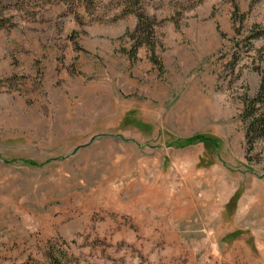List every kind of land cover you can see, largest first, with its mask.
I'll return each mask as SVG.
<instances>
[{"label": "rangeland", "instance_id": "rangeland-1", "mask_svg": "<svg viewBox=\"0 0 264 264\" xmlns=\"http://www.w3.org/2000/svg\"><path fill=\"white\" fill-rule=\"evenodd\" d=\"M124 1L0 0V264H264V0Z\"/></svg>", "mask_w": 264, "mask_h": 264}, {"label": "trees", "instance_id": "trees-1", "mask_svg": "<svg viewBox=\"0 0 264 264\" xmlns=\"http://www.w3.org/2000/svg\"><path fill=\"white\" fill-rule=\"evenodd\" d=\"M124 4L123 10L135 16V27L130 38L135 41L136 46L146 44L147 47H151L152 24L142 15L141 0H125ZM236 20L238 26L234 27L233 52L229 63L233 68L234 64L242 59L241 55L246 54L258 80L251 96L242 99L239 112V119L243 125V140L249 149L253 143L264 139V22L251 24L247 29L241 30L242 17H237ZM253 41H258V45L253 46ZM243 46L246 47L243 49ZM193 139L188 143H191Z\"/></svg>", "mask_w": 264, "mask_h": 264}]
</instances>
